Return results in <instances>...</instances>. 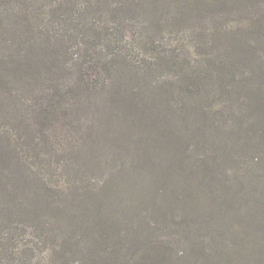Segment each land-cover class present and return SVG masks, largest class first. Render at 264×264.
<instances>
[{"label": "rangeland", "instance_id": "rangeland-1", "mask_svg": "<svg viewBox=\"0 0 264 264\" xmlns=\"http://www.w3.org/2000/svg\"><path fill=\"white\" fill-rule=\"evenodd\" d=\"M261 13L264 0H0V264H257L251 247L264 261ZM90 23L120 29L129 62L65 93ZM53 56L63 71L45 68Z\"/></svg>", "mask_w": 264, "mask_h": 264}, {"label": "trees", "instance_id": "trees-1", "mask_svg": "<svg viewBox=\"0 0 264 264\" xmlns=\"http://www.w3.org/2000/svg\"><path fill=\"white\" fill-rule=\"evenodd\" d=\"M260 18L264 19L263 13L260 14ZM259 21L257 22V27L255 26L257 28V36L255 37V42L256 48L260 49L261 51L262 25L261 22L259 23ZM87 30H91L92 34L89 36V38L87 37V40L85 42H82V48L80 49V47H78L75 52L72 51L71 53H68L67 51V54L70 56L69 61L66 63L63 61V63H65L64 65L73 64V67L75 68L74 78L71 77L67 83L59 82L56 84V87H58L61 83L59 89L61 88L62 91L65 90V93H80L83 91H92L98 88H102L108 82V78L113 71V66L117 62H129L127 55L125 53H122L123 51L121 50L127 44V41L123 37L120 29L116 27H110L108 25H96V27H94V24L90 23L87 26ZM54 51L56 52V50ZM54 58L55 57L53 56V59L51 61L52 64H49L45 67L49 72H52L55 67L57 68L56 61H59V59L54 60ZM59 58L61 60L62 56H60ZM64 65L55 70L63 71L65 69ZM255 67V76L259 77L261 71L264 76L262 56L257 57V64L255 65ZM30 76L34 77L35 75L32 74ZM23 83L26 84L25 81ZM189 87H193L192 84H190ZM53 102H55V99H52L50 104H53ZM245 237L246 236H240V244L245 241ZM249 241L251 240L249 239ZM250 249L259 251L258 247H251ZM256 251H252L250 253L252 259L256 260L257 264L264 263L261 258H258ZM247 254L248 252L245 251L242 253V255L240 254V257L244 259L246 258Z\"/></svg>", "mask_w": 264, "mask_h": 264}]
</instances>
